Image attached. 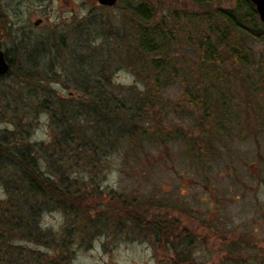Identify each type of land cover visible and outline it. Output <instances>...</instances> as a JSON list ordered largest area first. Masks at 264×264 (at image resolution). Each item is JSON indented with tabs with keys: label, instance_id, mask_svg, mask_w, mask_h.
<instances>
[{
	"label": "rangeland",
	"instance_id": "obj_1",
	"mask_svg": "<svg viewBox=\"0 0 264 264\" xmlns=\"http://www.w3.org/2000/svg\"><path fill=\"white\" fill-rule=\"evenodd\" d=\"M151 2L158 10L156 19L170 10L198 9L189 0ZM236 2L214 0L213 6L231 8ZM124 17L117 7L102 6L97 0H0V48L16 68L34 69L31 75L36 79L48 75L49 89L77 104L82 96L77 84L99 81L113 100L127 106L140 127L135 139L115 137L116 130H97L95 154L80 155V168L72 176L100 192L91 204L90 219L74 215L66 222L63 212L52 205L44 210L43 228L65 227L63 237L67 239L68 232L73 240L72 264L167 261L171 251L159 240L167 236L163 230L168 226L185 227L199 238L193 256L204 264H237L238 256L241 264H264V73L259 76L255 65L247 70L251 80L242 79V74L230 78L236 117L229 122L228 133L216 132L209 144L207 134L218 126V112L205 106L204 99L192 103L179 82L161 88L158 98L147 92L148 84L140 78L144 72L137 68L136 73L124 61L127 47L108 36L111 27L124 34ZM40 18L42 24L37 26ZM248 44L258 56L264 54V40ZM122 47L124 51L118 50ZM184 52L187 62L176 67L196 68L197 57ZM103 61L111 68V78L98 71ZM20 80L0 79V134L19 129L33 142L47 143L49 115L36 99L23 102L17 96L18 91L42 96L35 89L40 83L29 87ZM146 95L152 104L134 112L136 101L144 103L140 98ZM54 111L60 112V104ZM177 132L181 136L162 139ZM188 140L203 141L204 155L199 148L192 150ZM53 162L54 157L44 158V171L54 173ZM4 197L0 187V200ZM139 202L145 206L138 208ZM139 217L160 233L158 244L151 232L138 226ZM235 241L250 247L230 254V243Z\"/></svg>",
	"mask_w": 264,
	"mask_h": 264
},
{
	"label": "trees",
	"instance_id": "obj_2",
	"mask_svg": "<svg viewBox=\"0 0 264 264\" xmlns=\"http://www.w3.org/2000/svg\"><path fill=\"white\" fill-rule=\"evenodd\" d=\"M189 1L198 9L170 10L156 19L158 10L151 0H119L115 7L125 16L122 23L124 34L121 35L122 30L111 27L108 36L117 37L120 40L117 45L127 47L124 61L136 73L137 68L144 72L145 76L139 72L138 75L148 84L147 92L153 91L152 95L158 98L161 97V88L179 82L186 86V94L192 103L204 99L205 106L210 104L215 108L218 112L215 119H219V124L208 131L210 144L216 132L228 133L229 122L236 117L237 112L231 106L230 78L242 74V79L251 80L252 75H248L247 70L255 65L259 66L255 69L259 76L264 73V54L258 56L248 44V40H264V22L250 0H237L231 8L214 7V0ZM185 50L197 57L196 68L176 67L177 63L187 62ZM9 60L10 69L5 75H0V79L20 77V81L29 87H33L35 82L40 83L35 89L40 90L42 96L33 95V91L25 94L18 91L17 96L25 99L23 102L30 98L39 101L38 107L42 106L49 115L51 130L47 143L33 142L25 133H19V129L7 135L0 134V187L5 193L0 200V264H72V236L66 232L67 239L63 237L64 226L59 231L43 228L44 210L54 205L63 212L66 222L74 215L79 219L89 216L94 196H99L100 192L94 187L89 189V185L78 177H72L80 168L79 156L95 154L97 130H116L115 137L132 136L135 139L140 127L133 122L135 116L128 114L127 106L118 99L113 100L106 86L99 81L77 84L76 90L82 95L77 104L73 98H60L50 90L46 82L48 75L33 78L34 69L16 68ZM99 66V73H109L108 78H111V68L106 62ZM140 99L144 103L136 101V108L132 105L134 112L152 104L148 95ZM59 104L58 113L54 106ZM130 130L132 133L128 132ZM111 134L114 135L113 132ZM176 136L181 135L179 132L170 133L162 139ZM202 142L189 141L190 148H199L200 154L204 155ZM49 157H54V173L44 171L43 159ZM142 203H138V208L145 206ZM137 224L151 232L155 244H158V231L146 225L147 221L142 217L137 218ZM163 231L167 236H161L159 241L166 243L171 254L167 261L160 259L159 264H204L193 256V246L200 240L190 230L168 226ZM41 246L46 250L40 249ZM230 246V254L250 247L247 242L236 241ZM241 257H237V264H241Z\"/></svg>",
	"mask_w": 264,
	"mask_h": 264
},
{
	"label": "water",
	"instance_id": "obj_3",
	"mask_svg": "<svg viewBox=\"0 0 264 264\" xmlns=\"http://www.w3.org/2000/svg\"><path fill=\"white\" fill-rule=\"evenodd\" d=\"M119 0H97V2L106 7L115 6ZM256 7L259 18L264 22V0H250ZM42 22V19H38L35 24L38 25ZM10 69V62L3 49L0 48V75H5Z\"/></svg>",
	"mask_w": 264,
	"mask_h": 264
},
{
	"label": "flooded vegetation",
	"instance_id": "obj_4",
	"mask_svg": "<svg viewBox=\"0 0 264 264\" xmlns=\"http://www.w3.org/2000/svg\"><path fill=\"white\" fill-rule=\"evenodd\" d=\"M42 24V22L41 23H39L37 26H39V25H41Z\"/></svg>",
	"mask_w": 264,
	"mask_h": 264
}]
</instances>
